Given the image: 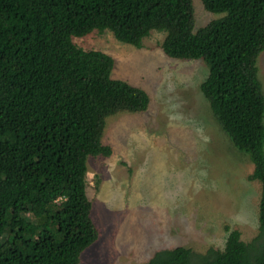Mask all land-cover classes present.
Segmentation results:
<instances>
[{
  "label": "trees",
  "instance_id": "obj_1",
  "mask_svg": "<svg viewBox=\"0 0 264 264\" xmlns=\"http://www.w3.org/2000/svg\"><path fill=\"white\" fill-rule=\"evenodd\" d=\"M221 14L194 31L193 0H0V264H78L98 237L88 156H110L106 119L148 108V93L111 77L114 58L72 37L108 30L142 46L152 30L175 59L208 66L200 90L261 183L258 232L228 230L222 249L176 246L144 264H264V0H200Z\"/></svg>",
  "mask_w": 264,
  "mask_h": 264
},
{
  "label": "rangeland",
  "instance_id": "obj_2",
  "mask_svg": "<svg viewBox=\"0 0 264 264\" xmlns=\"http://www.w3.org/2000/svg\"><path fill=\"white\" fill-rule=\"evenodd\" d=\"M194 31L221 14L193 0ZM152 30L141 47L108 30L72 37L82 49L114 58L111 77L144 89L148 108L106 119L110 156H88L87 195L97 239L78 264H144L156 250L184 246L195 254L222 249L228 230L248 242L258 232L261 183L249 180V156L238 151L200 90L201 59H175ZM264 96V49L257 58ZM264 148V147H263Z\"/></svg>",
  "mask_w": 264,
  "mask_h": 264
}]
</instances>
